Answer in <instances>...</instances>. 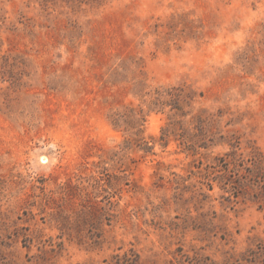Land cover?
<instances>
[{"label": "rangeland", "instance_id": "obj_1", "mask_svg": "<svg viewBox=\"0 0 264 264\" xmlns=\"http://www.w3.org/2000/svg\"><path fill=\"white\" fill-rule=\"evenodd\" d=\"M0 264H264V0H0Z\"/></svg>", "mask_w": 264, "mask_h": 264}, {"label": "trees", "instance_id": "obj_2", "mask_svg": "<svg viewBox=\"0 0 264 264\" xmlns=\"http://www.w3.org/2000/svg\"><path fill=\"white\" fill-rule=\"evenodd\" d=\"M175 92H177V98L181 97V92H183V89L179 88H172Z\"/></svg>", "mask_w": 264, "mask_h": 264}]
</instances>
